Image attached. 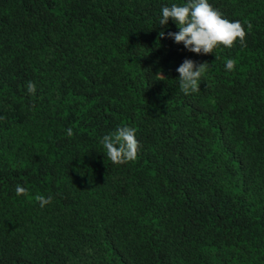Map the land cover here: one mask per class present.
<instances>
[{
  "label": "trees",
  "instance_id": "obj_1",
  "mask_svg": "<svg viewBox=\"0 0 264 264\" xmlns=\"http://www.w3.org/2000/svg\"><path fill=\"white\" fill-rule=\"evenodd\" d=\"M186 2L0 0V264H264V0H208L246 31L209 55L157 41ZM185 59L210 64L187 95Z\"/></svg>",
  "mask_w": 264,
  "mask_h": 264
},
{
  "label": "clouds",
  "instance_id": "obj_2",
  "mask_svg": "<svg viewBox=\"0 0 264 264\" xmlns=\"http://www.w3.org/2000/svg\"><path fill=\"white\" fill-rule=\"evenodd\" d=\"M160 11L159 25L165 27L169 20H172L176 24L178 32L169 31L165 37V32L161 31L157 41L163 38L172 39L177 44L182 43L187 51L196 55L213 54V50L218 45L231 48L237 41L242 47L246 46V31L241 22L225 19L222 13L209 4L208 0H187L186 3L180 5L173 3L171 6L162 7ZM251 27L252 25L249 23L247 25L249 31ZM236 63L235 59H226V70H234ZM209 66L210 64L206 61L197 63L185 59L176 69L179 73L177 80L179 90L185 95L199 91L201 78ZM155 75L159 76L161 81L167 79L162 75V70ZM26 89L29 94H34L36 86L29 81L26 84ZM67 135H73L71 128L67 129ZM100 142L106 150L107 158L113 164H124L134 161L138 157L140 144L134 128L117 127L113 132L104 135ZM27 192L26 187L20 184L15 186L17 196L26 195ZM36 200L41 207H44L52 202V197L49 196L46 199L44 196H37Z\"/></svg>",
  "mask_w": 264,
  "mask_h": 264
}]
</instances>
